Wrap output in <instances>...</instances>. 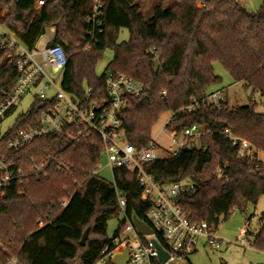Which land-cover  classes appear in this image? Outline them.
<instances>
[{"label": "trees", "instance_id": "16d2710c", "mask_svg": "<svg viewBox=\"0 0 264 264\" xmlns=\"http://www.w3.org/2000/svg\"><path fill=\"white\" fill-rule=\"evenodd\" d=\"M102 1L101 15L92 22L94 0H50L37 11L35 0H0V10H6L1 22L28 47L54 27L50 44H60L69 59L61 87L79 98L87 89L94 98L105 95L107 72L97 75L96 66L104 51L111 49L113 59L107 71L123 73L144 85L141 95L130 97L122 109L127 142L137 150L147 147L153 142V125L167 111L173 114L167 127L175 133L195 124L205 130L177 154L145 164L147 173L161 187L180 181L194 184L193 191L185 189L175 197L193 223L207 222L216 229L236 209L245 213L264 197V160L257 153H264V112L257 110L255 100L230 106L227 97L222 110L209 105L192 112L182 109L193 98L221 89L216 88L221 82L216 63L235 83L264 99V5L251 13L243 0H176L169 7L166 0H158L153 15L146 19L137 0ZM123 28L128 29L129 38L119 42ZM7 56L8 50L0 49V107L18 78L16 65ZM34 117L32 112L16 120L0 138V155L24 171L54 155L74 172L67 174L51 164L46 176L12 182L0 191V264L9 255L20 264H97L102 251L124 233L127 219L136 217L150 224L147 215L153 202L143 197L136 173L126 168H115L112 181L91 175L103 152L97 138L93 144L71 146L62 138L45 137L9 150L10 137L33 126ZM227 130L250 142L257 152L239 157L225 135ZM117 191L126 199L124 211ZM65 199L69 202L62 207ZM121 214L117 230L108 237L109 221ZM260 220L252 246L264 251V212ZM157 237L162 241L159 233Z\"/></svg>", "mask_w": 264, "mask_h": 264}, {"label": "built area", "instance_id": "2783aa9c", "mask_svg": "<svg viewBox=\"0 0 264 264\" xmlns=\"http://www.w3.org/2000/svg\"><path fill=\"white\" fill-rule=\"evenodd\" d=\"M43 5V0L38 6L35 0L36 11ZM102 6V0H94L90 21L96 22L101 15L99 10ZM5 14L6 10H0V49L8 50L7 58L11 64L16 65L18 78L14 88L7 94L5 102L0 107V117L16 106L32 87L37 88L32 111L35 124L12 135L7 142V148L17 151L34 140L45 137L62 138L67 145L71 146L89 141L93 144L97 138L103 144L102 154H105L107 158L106 166L112 171L123 167L136 173L143 185V197L153 202L147 216L149 225L155 233L151 236L142 235L134 224V218L127 219L124 233L102 251L97 264L108 262L116 264L113 261L115 256L123 254L126 250L129 258L125 264H161L157 251L151 243L152 238L157 239L169 255L164 264L171 262L180 264V261L186 260L189 255L198 250L201 239L205 240V245L216 250L220 249L222 240L217 237L215 228L207 222H191L182 207L175 201V197L182 190L193 191L194 184L190 181H180L161 187L145 170V164L160 158L154 141L147 147L137 150L126 140L122 109L130 97L141 95L144 90L143 83L123 73L109 71L105 78V95L94 98L90 89H87L86 95L82 98L71 95L61 87L63 72L69 61L64 48L60 44H50L51 38L48 37L40 45L39 40L44 35L33 47H28L15 31L2 24L1 19ZM91 37L94 39L95 35L92 33ZM48 65L55 72L60 73L58 81L49 76L46 69ZM162 95L165 96V92ZM226 97L227 89L221 88L202 99L193 98L182 110L192 112L202 105H209L214 110H222ZM172 118L173 114L166 126L172 122ZM170 130L171 139L178 144V148L172 155L177 154L189 139L197 141L205 133L204 128L197 124L183 129L181 134ZM225 135L231 140L232 145L237 147L239 157H252L257 152L247 140L228 130L225 131ZM51 164L67 174L74 172L71 165L54 155L47 156L41 162H34L28 171L13 168L12 164L0 155V191L10 186L12 182H28L31 177L46 176ZM217 172L220 176L222 169L219 168ZM97 174L98 169L91 172V175ZM117 195L124 211L126 199L121 191H117ZM68 202L65 199L60 205L65 207ZM246 232L244 228L241 230L239 238L241 244H245ZM157 233L162 241L158 239ZM4 264L20 263L16 256L9 255Z\"/></svg>", "mask_w": 264, "mask_h": 264}, {"label": "rangeland", "instance_id": "374dc122", "mask_svg": "<svg viewBox=\"0 0 264 264\" xmlns=\"http://www.w3.org/2000/svg\"><path fill=\"white\" fill-rule=\"evenodd\" d=\"M42 0H36L38 6ZM47 0H43L45 3ZM176 0H166L165 6L169 7ZM246 8L251 13H257L264 5V0H243ZM140 5L141 11L146 19L153 15V9L158 4V0H137ZM55 30V28L53 27ZM53 30V32H54ZM1 34V29H0ZM52 31L47 29L46 33L39 40L42 45L46 38H52ZM129 38V31L126 28L120 30L118 41H126ZM113 59V51L106 49L103 57L99 60L96 66L97 75L101 76L107 71V66ZM49 76L58 81L60 73H57L49 65L46 67ZM215 73L221 77V82L216 85V88H226L227 98L230 106H242L250 103V100L257 102V110L264 112V99L259 94H252L251 89H245L242 83H235L227 71L219 64L214 65ZM36 87H32L19 103L14 106L6 115L1 118L0 122V138L11 129L16 120L22 116L32 113L35 103ZM52 92V91H51ZM50 93V91H49ZM172 111L163 113L152 128V139L160 157L172 155L178 148L177 142H174L171 137V130L166 126L167 121L170 119ZM198 145V143H197ZM258 158L264 160V153L257 152ZM107 158L102 154L99 165L98 174L107 179L113 180L112 170L106 166ZM219 169V168H218ZM217 169V171H218ZM264 212V197H260L256 205L250 204L245 213L235 210L229 218L219 222L217 226V237L222 240L220 249H213L205 245V240H200L198 250L186 260L180 261V264H264V251H260L252 246V242L261 228L262 222L260 217ZM122 214L119 217L112 218L107 227V236L112 237L117 230ZM248 231L250 234L245 238V244H241L239 238L242 229Z\"/></svg>", "mask_w": 264, "mask_h": 264}, {"label": "water", "instance_id": "95a60500", "mask_svg": "<svg viewBox=\"0 0 264 264\" xmlns=\"http://www.w3.org/2000/svg\"><path fill=\"white\" fill-rule=\"evenodd\" d=\"M154 64H155L156 70H158V68H159L158 60H155ZM133 221H134V224H135V226H136V228L140 234L145 235V236H151L155 233L154 230L150 227V225L147 224L146 222L141 221L136 217L133 219ZM87 237H88V234L86 233L81 240L82 245H84L86 243ZM151 243L157 251V257H158L159 262L161 264H164L169 258L168 253L164 250V248L158 242L157 239L152 238ZM128 258H129V254H128V251L126 250L123 254L116 255L113 261L116 264H125V262L128 260ZM169 264H176V263L171 262Z\"/></svg>", "mask_w": 264, "mask_h": 264}, {"label": "crops", "instance_id": "0c3cea01", "mask_svg": "<svg viewBox=\"0 0 264 264\" xmlns=\"http://www.w3.org/2000/svg\"><path fill=\"white\" fill-rule=\"evenodd\" d=\"M47 1H50V0H47ZM50 30H51V31H52V33H53V30H54V29H53V28H51Z\"/></svg>", "mask_w": 264, "mask_h": 264}]
</instances>
